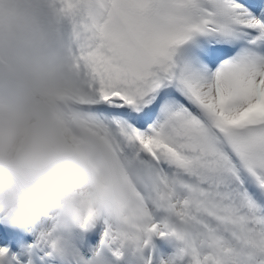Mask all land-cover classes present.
<instances>
[{
  "label": "snow or ice",
  "instance_id": "1",
  "mask_svg": "<svg viewBox=\"0 0 264 264\" xmlns=\"http://www.w3.org/2000/svg\"><path fill=\"white\" fill-rule=\"evenodd\" d=\"M53 7L71 93L143 204L138 223H85L68 245L0 223V264H264V0Z\"/></svg>",
  "mask_w": 264,
  "mask_h": 264
},
{
  "label": "clouds",
  "instance_id": "2",
  "mask_svg": "<svg viewBox=\"0 0 264 264\" xmlns=\"http://www.w3.org/2000/svg\"><path fill=\"white\" fill-rule=\"evenodd\" d=\"M66 45L53 0H0V223L61 245L92 221L128 228L143 204L71 93Z\"/></svg>",
  "mask_w": 264,
  "mask_h": 264
}]
</instances>
